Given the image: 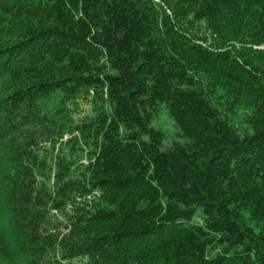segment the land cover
<instances>
[{"label": "trees", "instance_id": "obj_1", "mask_svg": "<svg viewBox=\"0 0 264 264\" xmlns=\"http://www.w3.org/2000/svg\"><path fill=\"white\" fill-rule=\"evenodd\" d=\"M0 264H264V0H0Z\"/></svg>", "mask_w": 264, "mask_h": 264}, {"label": "rangeland", "instance_id": "obj_2", "mask_svg": "<svg viewBox=\"0 0 264 264\" xmlns=\"http://www.w3.org/2000/svg\"><path fill=\"white\" fill-rule=\"evenodd\" d=\"M155 126L161 127L167 132L171 133L175 130V126L173 124V121L168 117V115L165 112H162L159 116V118L154 123ZM68 137V136H67ZM48 149H51V146H48ZM50 153L51 151L48 150ZM56 212V211H53ZM56 217L59 218L60 213H55ZM193 223H201L203 222V218L201 217V211L198 209L196 211V214L192 218Z\"/></svg>", "mask_w": 264, "mask_h": 264}]
</instances>
